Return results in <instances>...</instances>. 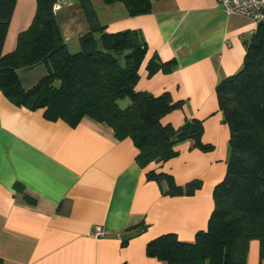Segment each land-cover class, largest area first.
Masks as SVG:
<instances>
[{"label": "crops", "instance_id": "obj_1", "mask_svg": "<svg viewBox=\"0 0 264 264\" xmlns=\"http://www.w3.org/2000/svg\"><path fill=\"white\" fill-rule=\"evenodd\" d=\"M54 10L69 49L66 14L75 12L80 27L89 24L77 0H62ZM96 16L109 32L137 30L147 45L136 88L157 96L168 92L183 104L167 113L163 123L178 127L186 119L203 121L201 140L209 151L180 142L175 157L140 167L130 138L116 140L111 129L88 118L74 127L48 120L43 109L11 103L0 92V258L3 264H162L145 253L153 238L173 233L192 241L206 229L213 209L212 192L225 176L228 126L215 93L217 83L243 64L244 42L256 24L229 15L216 0H152L149 13L129 16L120 4L92 0ZM36 0H16L2 52L14 50L20 31L34 16ZM59 22V21H58ZM74 50V49H72ZM174 62L149 76L152 56ZM18 74L32 87L46 72L37 65ZM25 71V70H24ZM148 171L170 175L180 186L199 180L191 195L164 194L166 184L148 180ZM19 183L35 199L26 203L14 189ZM143 221L147 228L122 245L129 226ZM103 235L95 237V227ZM246 264H264L259 242L251 240Z\"/></svg>", "mask_w": 264, "mask_h": 264}, {"label": "trees", "instance_id": "obj_2", "mask_svg": "<svg viewBox=\"0 0 264 264\" xmlns=\"http://www.w3.org/2000/svg\"><path fill=\"white\" fill-rule=\"evenodd\" d=\"M59 0H36L30 25L20 31L14 50L2 46L16 0H0V92L14 105L43 109L48 120H63L74 127L84 118L108 126L116 140L130 138L137 149L136 163L165 162L178 153L176 146L186 140L192 147L209 151L201 140L203 121L186 119L174 127L162 118L182 106L168 92L153 95L136 88L147 45L137 30L109 32L98 20L92 0H77L89 28L78 37L79 49L70 51L53 6ZM120 4L129 16L149 13L152 0H101ZM241 68L222 78L215 93L228 126V158L224 178L214 186L213 209L206 229L192 241H181L173 233L161 234L145 246V253L162 264H246L251 240L259 242L264 257V20L244 42ZM174 60L162 62L152 56L148 75L166 70ZM43 65L45 74L30 88L22 86L18 71ZM129 99L122 108L119 101ZM148 180L166 184L164 194L191 195L199 180L177 185L163 172L148 171ZM14 189L26 203L35 199L21 184ZM147 228L141 221L125 229L122 245ZM0 264H3L0 258Z\"/></svg>", "mask_w": 264, "mask_h": 264}, {"label": "built area", "instance_id": "obj_3", "mask_svg": "<svg viewBox=\"0 0 264 264\" xmlns=\"http://www.w3.org/2000/svg\"><path fill=\"white\" fill-rule=\"evenodd\" d=\"M229 15H241L251 19L256 25L264 20V0H216ZM92 235H103L101 227L94 228Z\"/></svg>", "mask_w": 264, "mask_h": 264}, {"label": "rangeland", "instance_id": "obj_4", "mask_svg": "<svg viewBox=\"0 0 264 264\" xmlns=\"http://www.w3.org/2000/svg\"><path fill=\"white\" fill-rule=\"evenodd\" d=\"M62 1V0H59ZM59 1H57L56 3H58ZM59 6L57 4H55L53 6V9L56 10ZM61 16H58L57 21H59V24H61ZM79 17L75 14V12H71L69 14H66L65 17V22L66 25L68 26V28L70 29V35H71V40L68 42L69 43V50L70 51H77L79 49V44H78V38L77 35L74 34L75 29H77L78 27H80V21H79ZM74 49V50H72ZM21 72H26V70L21 71ZM129 104V99L125 98L121 101H119V105L120 107L124 108Z\"/></svg>", "mask_w": 264, "mask_h": 264}]
</instances>
